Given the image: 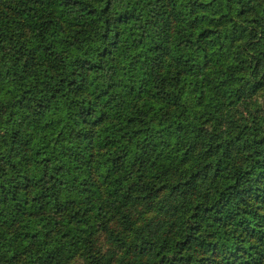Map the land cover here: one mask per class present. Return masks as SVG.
<instances>
[{
	"label": "trees",
	"instance_id": "obj_1",
	"mask_svg": "<svg viewBox=\"0 0 264 264\" xmlns=\"http://www.w3.org/2000/svg\"><path fill=\"white\" fill-rule=\"evenodd\" d=\"M0 264H264V0H0Z\"/></svg>",
	"mask_w": 264,
	"mask_h": 264
}]
</instances>
